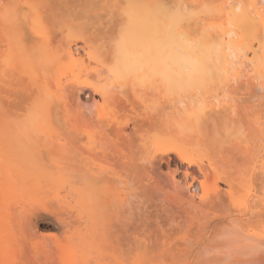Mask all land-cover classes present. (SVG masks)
Listing matches in <instances>:
<instances>
[{"label": "bare ground", "instance_id": "6f19581e", "mask_svg": "<svg viewBox=\"0 0 264 264\" xmlns=\"http://www.w3.org/2000/svg\"><path fill=\"white\" fill-rule=\"evenodd\" d=\"M47 1H32L28 21L26 3L0 1L14 27L5 19L1 48L20 58L26 86L41 79L31 91L57 96L21 107L2 96L21 84L0 80V264H264V0H190L195 12L182 0H100L101 29L83 15L99 0H78L89 23L77 24L101 30L84 32L88 57L60 39L39 46L37 18L67 19ZM20 18L40 29L38 47ZM69 21L60 36L80 39ZM31 56L48 75L37 79ZM63 70L72 81L60 85ZM36 204L58 236L37 232Z\"/></svg>", "mask_w": 264, "mask_h": 264}, {"label": "rangeland", "instance_id": "374dc122", "mask_svg": "<svg viewBox=\"0 0 264 264\" xmlns=\"http://www.w3.org/2000/svg\"><path fill=\"white\" fill-rule=\"evenodd\" d=\"M0 1H2V0H0ZM15 1H16V2L19 1V2H18L19 4H21V3H26V5H25L26 8L24 7L22 10L19 11V14H20L21 18L26 19V20L28 21L29 18L31 19V18L35 17L34 15H35V13H37L38 10H37L36 7H34L36 11H35V13L33 14V12H34V10H33V8H32V1H33V0H32V1H31V0H30V1H29V0H15ZM15 1H13L14 4H11V1L8 0L7 5H10V6H9V7L11 8L10 10H13V7L16 5ZM37 1H38V0H36L35 3H36V4H39V3H37ZM39 1H40V0H39ZM44 1L48 2L47 0H44ZM44 1L42 2V0H41L42 4H46V3H44ZM55 1H56V0H55ZM62 1H63V2H62ZM64 1H65V2H68V3H69V4H68L69 6L72 5V6L74 7L70 15L73 17L72 20L76 19V22H75V23L72 22V20H71V21L68 20V19H71V18L69 17V13H70L69 11H70V10H68V8H66V4H67V3H65ZM74 1H75V0H57V1H56V3L58 4V6L62 5V3H63V5L65 6V9L67 10V11L65 10V12H66L65 14H66V16H67V19L64 18V17H66L65 14H64V17H63L64 19H61V21H58V20L55 21V19H52L50 15H47V18H46V16H44L46 13L44 14L43 9L39 8L40 6H39V7L37 6V7L41 10V11L39 10L40 14H41V15L44 14L43 16L45 17V18H44V17H43V18H42V17L37 18V20H36V19H33L34 22H32V23H35V20H36V23L39 25V27H41V28H40L41 30L39 29L40 32H39V30H38L39 35H40V37H41V38H39L40 41H38L37 38L35 37V36H37V35L35 34V32L38 34V32H37L36 29H35V25H33V24H32V26H31V24H30V26L28 25V26H29V27H28L29 30H28L27 27L24 25L25 22L22 23L23 21H21V18H20V21H19L20 23H19V24L22 23V28H23V29L29 34V36H30L29 40L31 39L30 41H34V42H35V43L33 42V43H34V44H33L32 42L29 41V43H30V44L32 43L33 45L36 46V43H37V41H38V42H39V46H40V44H41L42 47H41V46H40V47L43 48V47H44L47 43H49V42L52 43L53 45H55V42H56L57 40L60 39V40H62V42H65V43L70 42L71 44H75V45H77V46H80L81 49L83 48L84 51H85V53H86L87 48H86V50H85V47H87V45H89L88 41H90V37H91V35H90V37H89V36H84V34H85L84 32H85V31H86V32H87V31L89 32L90 28H92V27L90 26V24H91V25H94V21H96V24H95L96 27H97V28H100V25H102V24H100V23L104 21V18H103V20H102V18H100V17H102V16L104 17V14H103L104 12H103L102 8H100V7H99V8L102 10L103 13H100L99 10H97V11H98V12H97L96 9H99V8H98L97 6H96L97 8L94 7L95 5L100 6V5H99L100 0H99V1L96 0V1H98V2H96V4L93 5V8H92L93 10L91 9V6L89 5V6H90L89 9H91V11H90V12L88 11V13H84V10H82V9L80 10L81 6L84 7V5H81V6L78 5L79 8H78V6H77V8H76V5L78 4V3H77L78 0L75 1L76 4L74 3ZM80 1H81V0H80ZM80 1H78V2L80 3ZM86 1H87V0H86ZM86 1H85V2H86ZM101 1H102L101 5H102V7H103V0H101ZM164 1H165V3L167 4V6H168L169 8H172V7H171V6L173 5L172 3H174V6H175V7H176V5L179 3V2H178V3L175 5V1H176V0H164ZM177 1H178V0H177ZM177 1H176V2H177ZM179 1H180V0H179ZM206 1H208V0H206ZM3 2H5V0H3ZM81 2L83 3V1H81ZM85 2H84V3H85ZM92 2H93V1H92ZM94 2H95V0H94ZM180 2H181V1H180ZM209 2L212 3V4H214L215 1L213 2L212 0H209ZM0 3H2V2H0ZM18 3H17V4H18ZM33 3H34V2H33ZM54 3H55V2H54ZM82 3H80V4H82ZM86 3L89 4V1H87ZM86 3H85V4H86ZM216 3H217V2H216ZM2 4H4V3H2ZM36 4H35V5H36ZM91 4H93V3H91ZM212 4H211V5H212ZM33 5H34V4H33ZM63 5H62V6H63ZM68 5H67V6H68ZM179 5H181V3H180ZM3 6H4V5H3ZM64 6L62 7V10L64 9ZM184 6H185L186 8H188V10H187ZM212 6H213V5H212ZM9 7H8V8H9ZM83 7H82V8H83ZM183 7L185 8V10H187V12H192V9H194V12H195L196 10H199V9H200V7H199L197 4L192 3L190 0H182V9H183ZM196 7H197V8H196ZM1 8H3V7H1ZM42 8H43V6H42ZM84 8H85V7H84ZM94 8H95V9H94ZM173 8H174V7H173ZM189 8L191 9V11H189ZM198 8H199V9H198ZM6 9H7V8H6ZM6 9H2V10L0 9V15L2 14V17L0 16V17H1V21H0V22H2V23L0 24V28H1V30H2V33L5 32V34L7 35V34H8L7 31H8V29H9V28H7V26H8L7 24H9L10 22H12V19H11V18H12V17H11V13H12V12L9 11V12L6 14V12H5ZM57 9H58L57 14H59L58 16H60L59 18H62L61 14L63 13L64 10L62 11L61 9H59V7H57ZM70 9H72L71 6H70ZM85 9H86V8H85ZM8 10H9V9H8ZM81 11H82L84 14L81 13ZM86 11H87V10H86ZM1 12H2V13H1ZM30 12H31V13H30ZM67 12H69L68 15H67ZM9 13H10V19H9V16H8ZM80 13H81V15H82V14H83V15H86V17H88L89 20H90V18H91V21H92L94 18H95V19H94L89 25H88V24L85 25V23H83V24L80 23L81 25H78L77 23H78L80 20H84L83 22H86V21H87V23H89L88 18H87L86 21H85V19L81 18ZM97 13H99V14H97ZM31 14H32V15H31ZM88 14H89V15L91 14V15H90L91 17H89ZM100 14H103V15H100ZM38 15H39V14H38ZM62 15H63V14H62ZM83 15H82V16H83ZM98 15H100V17H99ZM39 16H40V15H39ZM74 16H75V17H74ZM97 16L99 17V19H98ZM36 17H37V15H36ZM56 17H57V15H56ZM86 17H85V18H86ZM92 17H93V19H92ZM7 18H8L9 20H8ZM209 18H210V17H209ZM209 18H207V19L209 20ZM5 19H6V22L9 21V23L6 24V23H5ZM23 19H22V20H23ZM57 19H58V18H57ZM77 19H78V20H77ZM100 19H101V20H100ZM211 19H212V17H211ZM59 20H60V19H59ZM64 20H66L67 22L69 21V23L71 22V24H70V25L67 24V26L69 25V28H70V29H73V31H76V32L78 31V33H79V35H80V39L76 36V34H75V36H74V35L72 34V32L68 35V31H65V33H66L65 35H63V36L61 35V36H60L59 30H60L61 28H62L63 30H65V28H66L65 25H66L67 22H65ZM27 21H26V22H27ZM77 21H78V22H77ZM98 21H99V23H98ZM194 21H195V20H194ZM29 22H30V20H29ZM59 22H60V24H59ZM64 22H65V24H63ZM27 23H28V22H27ZM27 23H26V24H27ZM36 23H35V24H36ZM61 23H62V24H61ZM72 23H74L75 25L72 24ZM76 24H77V25H76ZM5 25H7V26H5ZM10 25H11V23H10ZM10 25H9V26H10ZM23 25H24V26H23ZM199 25H200V24H199ZM9 26H8V27H9ZM42 26L44 27V29H46L45 27L48 26V31H49V32H50V29H51V31H52V28H53L52 33L49 34L48 31L46 32V30H44V29L42 28ZM64 26H65V28H64ZM70 26L73 27V28H71ZM89 26H90V28H89ZM19 27H21V26L19 25ZM96 27H95V28H96ZM101 27H102V26H101ZM11 28L13 29L14 27H13L12 25L10 26V29H9V30L12 31ZM36 28H37V26H36ZM69 28H68V30H70ZM74 28H75V30H74ZM95 28L91 29V30H93V32L90 30V31L92 32V34L95 32V31H94V30H96ZM37 29H38V28H37ZM62 29L60 30V32L62 31ZM100 29H101V28H100ZM100 29H99V30H100ZM193 29H194V28H193ZM6 30H7V31H6ZM30 31H31V32H30ZM70 31H71V30H70ZM9 32H10V31H9ZM100 32H101V30H100ZM100 32H97V31H96L95 33H97V35H96L95 37L98 38V35H99ZM0 33H1V32H0ZM2 33H1V34H2ZM95 33H94V35H95ZM1 34H0V38H2V36H4V35H3L4 33H3L2 35H1ZM34 34H35V35H34ZM61 34H62V32H61ZM90 34H91V33H90ZM100 34H101V33H100ZM85 35H86V34H85ZM64 36H65V38H64ZM4 37H5V36H4ZM37 37H38V36H37ZM99 37H100V35H99ZM5 38H6V37H5ZM8 38H9V37H8ZM61 38H62V39H61ZM92 38H93V37H91V39H92ZM97 38L94 39V41L92 40V42H94V44H95V41H97V45H98V43H99L100 41L98 42V39H99V38H98V39H97ZM100 39H101V38H100ZM35 40H36V41H35ZM48 40H49V41H48ZM1 41H2V39L0 40V48H1L3 45L5 46L6 44H7V47H9V45H11V43L9 44V42L5 43V40H4V39H3V42H1ZM44 41H45V42H44ZM75 41H77V42H75ZM101 42H102V41H101ZM1 43H2V46H1ZM8 44H9V45H8ZM32 44H31V45H32ZM84 45H85V46H84ZM97 45H96V46H97ZM99 46H100V44H99ZM36 47H38V44H37ZM97 47H98V46H97ZM9 48H11V47H9ZM1 49L4 50L5 48L3 47V48H1ZM1 49H0V50H1ZM81 49H80V51H79L80 56H81V53L83 52V49H82V51H81ZM88 49H91V48H89V46H88ZM96 49H97V48H96ZM98 49H99V48H98ZM2 50H1V51H2ZM9 50H10V49H9ZM36 50H37V49H35L34 52H35ZM93 50H94V48H93ZM1 51H0V52H1ZM5 51H6V49H5ZM10 51H11V50H10ZM91 51H92V50H91ZM80 52H81V53H80ZM4 53H5V52H4ZM4 53H2L3 56H1L2 54L0 53V80H3L5 83H6V82H9V83H10V81H12L11 83H12V84L14 83L15 85H16L17 83H19V84H21L20 86H21L22 88L19 89V86H15V85H14V86L16 87V89H13V88L11 89V86L7 83V85H5V86L3 87V93H5V94L2 95L3 97H9V99L11 100V102H13V101L15 102V98H16V102H15V103H18L19 106L21 105V107H22V106L25 107V106H27L28 103H30V101H31V96H32V97H35V98H43L42 95H43V93H44V97H45V95H46V96L49 95V96H51V98H55V97H57V96H55V93H54V94L52 93L53 96H55V97H52L51 93H49V92H47V91H46V92H47V93H46L45 91H43V90H45L46 86H45V88H44L43 86L40 87V88L43 89V90H42L43 93H42L41 90H40L41 92L39 91L40 88H38V89L36 88L37 91H35V92H34V91H31V90L34 88V86H32V85L34 84L33 82H35L38 78L40 79L43 75H48L47 73L45 74V72H42L43 75L41 76V72L36 71V70H39V69H40L39 67L43 68V67H42L43 64L41 65V63H43V62L38 63V61L36 60L37 58H35L34 56H31V57L27 58L28 62L25 61L26 59L24 60L27 64L29 63V61L32 62L31 65H30V63H29V65L31 66L32 73H37V75L35 74V75L37 76V79L34 78L35 81H32V83H33L32 85H31V83H30L31 81H30V82H29L30 84L28 83V84H29V87H28V86H26V85H27L26 82H28V81L30 80V78H29V80H28V78L26 77L27 80H26V82H24L23 79H24L25 77L22 76L23 72H21V71H22L21 69H20V71H19V67H20V65H23V64H21L22 62L19 61L20 58L18 59V57H15L14 54H12V57H11L10 55H8L9 53H7V51H6L8 57L10 56L12 59H14V61L16 62L15 64L18 65V66H17V65H14V66H16V67L18 68V69H15V67L11 64L10 60H8V59H11V58H10V57L8 58V57L6 56V54H5V56H4ZM93 53H94V52H93ZM35 54H36V53H35ZM32 55H33V54H32ZM87 55H88V53H86V56H85V55H83V56L88 57ZM77 56H79V55H77ZM77 56L75 55V57H77ZM89 56H93L92 59H95L94 54H92V55L90 54ZM1 57H2V59H6V60H2ZM13 57H14V58H13ZM75 57H73V58H75ZM81 58H82V57H81ZM15 59H18V60L16 61ZM65 59H66V58H65ZM76 59H78V58H76ZM79 59H80V58H79ZM83 59H84V57H83ZM83 59H82V60H83ZM85 59H86V58H85ZM85 59H84V61H85ZM21 60H22V59H21ZM73 60H74V59H73ZM73 60H71V61H73ZM88 60H89V59L87 58V62L92 61L91 59H90L89 61H88ZM14 61H12V62L14 63ZM22 61H23V60H22ZM71 61H70V62H71ZM95 61H97V59H96ZM17 62H18V63H17ZM19 62H20V64H19ZM63 62L65 63L64 65L67 64L65 60H64ZM73 62H74V63H75V62H79L80 65L82 64L80 61H77V60H76V61L74 60ZM73 62L70 63L71 66H72V63H73ZM93 62H94V61H92V64H93ZM97 62H98V61H97ZM6 63H9V65H7ZM33 63H35V64H33ZM68 63H69V59H68ZM74 63H73V64H74ZM79 63H78V64H79ZM5 64H6L8 67L10 66V69H14L13 71L11 70L12 72H16V71H17V72H16L17 75H16L15 73H12V74H14V75L11 76V74H10L11 71H10L9 68H8L9 71H7ZM27 64H24V66L27 67V66H28ZM75 64H76V63H75ZM88 64H89V63H88ZM94 64H95V62H94ZM94 64H93V66L90 64V65H91L90 67H88V65L85 64V66H86L85 68H88V69H89V68H91V67H94V69H95V66H97V64H96V65H94ZM33 65H34V66H33ZM36 65H37V66H36ZM38 65H39V67H38ZM70 65H69V66H70ZM80 65H79V66H80ZM12 66H13L14 68H13ZM50 66L52 67V65H50ZM50 66H49V67H50ZM81 66H82V65H81ZM81 66H80V67H81ZM11 67H12V68H11ZM22 67H23V66H22ZM53 67H54V66H53ZM65 67H66V66H65ZM72 67H74V65H73ZM82 67H83V66H82ZM54 68H55V67H54ZM75 68H76V67H75ZM22 69L24 70V68H22ZM25 69H26V72H27L28 70H30V69L27 70V68H25ZM52 69H53V68H52ZM52 69H49V71H50V70L52 71ZM63 69H65V68H63ZM70 69H71V73H73L72 71H73L74 68H73V69L70 68ZM82 69L84 70V68H82ZM82 69H80V71H79V69H77V71H79V72L81 73V75H82V73H85V71H87V70H84V71L82 72V71H81ZM92 69H93V68H92ZM31 70H30V71H31ZM66 70H67V69H66ZM18 71H19V74H20V75L18 74ZM41 71H43V69H41ZM49 71L46 70V72H49ZM88 71H89V70H88ZM24 72H25V70H24ZM26 72H25V73H26ZM54 72H55V71H54ZM67 72H69V71L67 70ZM67 72H64V70L62 71V74H58V73L55 72V80H56V82H58V81H57L58 78H59L58 80H60L61 84H64L66 81H72V78H71V77H69V78H71L70 80L68 79V74H66ZM79 72H78V73H79ZM50 73H51V72H50ZM69 73H70V72H69ZM74 73H76V72L74 71ZM89 73H92V72L89 71ZM27 74L29 75V74H31V73H30V72H29V73L27 72ZM53 74H54V73H53ZM23 75H24V74H23ZM50 75H52V74H49V77H50V78L47 77V76H46L45 78H46V79L48 78V79H50V80L52 81L50 84L55 83V82H53L54 75H52V76H53V77H52L53 79L51 78ZM76 75L79 76V74H77V73H76ZM76 75H75V76H76ZM81 75H80V77L82 78V77H84L86 74H85V75L83 74V76H81ZM25 76H27V75H25ZM32 76H33V75H32ZM32 76H31V78H32ZM39 76H41V77H39ZM70 76H72V75H70ZM78 76L76 77L77 80H78ZM22 77H23V78H22ZM29 77H30V76H29ZM34 77H35V76H34ZM80 77H79V78H80ZM26 78H25V79H26ZM56 78H57V79H56ZM85 78H86V77H84V79H85ZM34 79H33V80H34ZM46 79H45V80H46ZM73 79H74V78H73ZM76 79H75V81H77ZM14 81H17V82L15 83ZM37 81H38V80H37ZM37 81H36V82H37ZM46 81H47V80H46ZM38 82H39V81H38ZM40 82H41V79H40ZM40 82H39V83H40ZM43 82H44V81H42V83H43ZM62 82H63V83H62ZM11 83H10V84H11ZM39 83H38V85H39ZM58 83H59V82H58ZM12 84H11V85H12ZM19 84H17V85H19ZM23 84H24V85H23ZM25 84H26V85H25ZM36 84H37V83H36ZM36 84H34V85H36ZM43 84L46 85V83H43ZM48 84H49V83H48ZM55 84H56V83H55ZM59 84H60V83H59ZM61 84H60V85H61ZM22 85H23V86H22ZM38 85H36V87H37ZM40 85H41V84H40ZM40 85H39V86H40ZM57 85H58V84H57ZM14 86H12V87H14ZM47 86H49V85H47ZM55 86H56V85H55ZM9 87H10V88H9ZM15 87H14V88H15ZM23 87H27L28 89L26 88L27 90H25V88H23ZM30 87H31L32 89H31ZM56 87H60V86H56ZM8 88H9L10 90H14V91H13V94H12V92H11ZM47 88H48L49 90L51 89L50 92H55V91H56V89H55L54 86H52V88H50V86L47 87ZM47 88H46V89H47ZM23 89H24V91H23ZM36 89H35V90H36ZM48 89H47V90H48ZM4 90H5V91H4ZM49 90H48V91H49ZM57 90H58V89H57ZM38 91H39V92H38ZM58 91H59V90H58ZM21 93H23V96H24V97L22 96ZM29 93H30V94H29ZM4 95H5V96H4ZM56 95H59V94H56ZM27 97H28V98L30 97V98L28 99ZM35 98H34V99H35ZM48 98H50V97H48ZM12 99H14V100L12 101ZM29 100H30V101H29ZM32 100H33V99H32ZM14 102H13V103H14ZM15 103H14V104H15ZM25 103H26V104H25ZM24 104H25V105H24ZM62 178H64V177H62ZM62 178H61V179H62ZM62 182H63V181H62ZM60 183H61V182H60ZM58 184H59V183H58ZM65 185H66V182H65V181H64V186H63L62 184H59V185H58V187L60 186V187H59V191H60V192L58 191V197H59V196H60V197L57 199L58 202H57V200H56V201L51 200L50 203H51L52 207L57 208V207L59 206V205H58L59 201H60V202H63V200L61 199V197H62L61 195H63L64 193H67V192H68V189H69V188H67L68 184H67V186H65ZM65 187H66L67 189H66ZM56 189H57V188H56ZM61 191H62V192H61ZM62 193H63V194H62ZM64 196H65V194L63 195V197H64ZM63 197H62V198H63ZM36 206H37V207H36ZM36 206H34V207H36V208H33V209H32V210H33L32 212L35 211V212L38 213V211H39V213L36 214V218H35V220H34L37 232H38L40 235H44V236H46V237H48V235H49V236H54V235H55V236H58L59 233H60L59 230L57 229V227H59L58 223L56 224V221H54V219H53L49 214H46L45 212L43 213L42 210H41V208L39 207V205L36 204ZM61 209H62L63 211H66L65 208H61ZM66 212H67V211H66ZM66 212H64V213L66 214ZM34 214H35V213H34ZM65 216H66V215H65ZM56 234H57V235H56Z\"/></svg>", "mask_w": 264, "mask_h": 264}]
</instances>
